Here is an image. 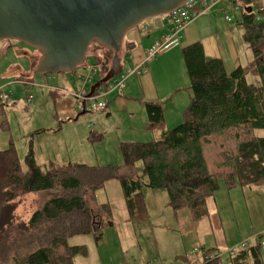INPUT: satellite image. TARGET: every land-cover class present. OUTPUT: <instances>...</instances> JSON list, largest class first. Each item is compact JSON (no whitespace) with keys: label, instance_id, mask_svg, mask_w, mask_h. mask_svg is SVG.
<instances>
[{"label":"trees","instance_id":"trees-1","mask_svg":"<svg viewBox=\"0 0 264 264\" xmlns=\"http://www.w3.org/2000/svg\"><path fill=\"white\" fill-rule=\"evenodd\" d=\"M250 8L242 10L240 26L252 61L227 72L221 59L205 57L201 43L182 47L191 96L181 125L166 128L162 105L145 103L146 129L157 133V139L121 142L120 165L49 161L39 166L31 145L24 170L13 143L7 149L0 147V264H74L75 257H87L85 245H70L69 240L92 235L97 244L102 241L112 209L109 204L98 205L95 194L108 181L120 183L132 223L146 219L145 186L165 189L173 216L186 208L197 223L210 216L208 202L221 182L228 190L264 184V135L258 134L264 131V10L244 11ZM108 71L102 69L99 80ZM249 75L259 82H249ZM6 115V102L0 99L2 131L10 129ZM103 138L95 132L90 139ZM217 145L211 162L208 157ZM137 162H142L147 182L141 180ZM27 194L37 200L25 222L15 215V206ZM215 252L204 250L201 264H223L209 260ZM262 253L260 244L248 246L227 262L264 264Z\"/></svg>","mask_w":264,"mask_h":264},{"label":"rangeland","instance_id":"rangeland-1","mask_svg":"<svg viewBox=\"0 0 264 264\" xmlns=\"http://www.w3.org/2000/svg\"><path fill=\"white\" fill-rule=\"evenodd\" d=\"M223 1L217 0L208 10L202 8L201 12L187 24ZM235 1L236 5L233 4ZM245 7H251L250 9L258 13L264 10V0H231V5L224 3L219 7V10H223L222 14L219 13L224 18H231L230 22L227 20L226 22H232L231 26L235 30L237 28L242 30V35L243 28L240 23ZM216 10L212 9L211 12ZM244 11L246 12V9ZM167 19L172 30L171 18L163 15L145 20L130 31L132 34L128 32L131 35H126L119 58L124 67L123 72L130 73L138 69L140 75L139 72L138 75L132 73L122 92L116 91L108 96L93 97L89 103L107 105L101 112H92L90 109L80 111L75 95L83 88L89 93L91 87L101 80L98 75H94V83L90 85L85 82V77H88L92 68L96 66L98 60L95 55L100 49L109 53L112 65L113 58L109 49L97 46L98 44L91 47L86 62L78 67L77 74H37L31 72V62L28 60L39 59L40 54L36 49L32 47L39 55L32 56L34 51L31 46L28 47L29 45L19 41H9L14 48L24 49L23 51L29 55L28 58L15 60L12 56H2L1 42L4 41H0V90L9 96V100L4 102L7 105L6 118L10 126L9 130H0L1 149L9 148L10 143H13L24 170L27 169L25 158L31 145L39 166H44L49 161L88 166L120 165L123 162L121 142H151L157 139V133L146 129L148 117L145 112V103L149 101V96L153 97L155 93L161 95L157 102L166 113V128L173 130L179 127L183 113L189 105L191 90L178 38L176 46L163 51L156 56V60L147 63L149 66L161 59L162 69L155 72L150 87L145 89L140 83L147 72L145 61L148 51L163 40L162 38L151 46L147 33L153 25L156 27L155 32L166 29ZM135 36L139 38L140 43ZM244 45L249 50L245 43ZM129 46L144 51L148 49L141 66L134 68L132 59L128 56ZM177 46L179 49L176 56L164 57L167 51L170 52ZM249 53L251 62L250 50ZM171 58L177 61L175 68L167 72L164 64ZM16 61L20 63V74L15 75V72H11V75L5 74L4 70L9 65H14ZM20 75L26 77L22 79ZM248 81L258 83L259 78L249 75ZM4 85L6 92L2 87ZM129 85L130 92L127 89ZM99 91L96 90L93 95ZM169 93L175 95H168ZM29 94L30 100L27 99ZM83 112L85 114H82ZM37 130L45 132L37 134ZM95 132L102 134L104 138L90 139ZM258 134L263 136L264 131ZM219 146L217 145L214 151L211 150L212 153L208 157L211 162L215 160L214 154L218 153ZM136 169L141 180L147 182L142 162H137ZM142 194L147 206L146 219L132 223L128 218L123 191L118 181H108L96 192L98 205L109 204L112 215L108 216L104 237L99 244L92 235L75 236L69 240L70 245H85L88 249V256L75 257L74 264H201L199 260L204 250L211 249H215V254L221 256L223 264H229L227 262L229 251L238 252L248 246L259 245L264 240V184L246 188L238 185L228 190L224 182H221L214 199H209L208 202L210 216L199 220L194 230L186 229L188 221L184 217H178V221L173 216L165 189L155 190L145 186ZM36 200L37 196L34 194L22 196L15 206V215L28 222L36 209ZM182 211L189 212L186 208ZM188 220L192 221L190 216ZM262 258L264 262V252Z\"/></svg>","mask_w":264,"mask_h":264},{"label":"water","instance_id":"water-1","mask_svg":"<svg viewBox=\"0 0 264 264\" xmlns=\"http://www.w3.org/2000/svg\"><path fill=\"white\" fill-rule=\"evenodd\" d=\"M187 1L0 0V41H19L36 49L40 57L31 60V72L37 74L76 73L93 43L109 49L111 68L91 87V97L122 72L119 52L128 32Z\"/></svg>","mask_w":264,"mask_h":264},{"label":"crops","instance_id":"crops-1","mask_svg":"<svg viewBox=\"0 0 264 264\" xmlns=\"http://www.w3.org/2000/svg\"><path fill=\"white\" fill-rule=\"evenodd\" d=\"M224 3H229L231 5V0H224L222 3L216 5L214 8H212V9H217L215 12L212 13L211 12L212 9H211L207 11L206 13L201 14L202 16L200 15L194 20H191L184 27V29L181 32H179L177 38L179 40V45L182 47L190 45V44H194V43H201L204 49L205 57L207 59H221L225 65L226 71L231 72L238 66H244L248 64L251 60V56H250L249 50H247V48L245 47L243 43V40L241 37L242 30H240L239 28L235 30L231 26L232 22L227 23L226 18H224V16L221 15L223 10L222 9L219 10V7L223 5ZM233 4L236 5L237 4L236 1ZM167 21L168 22H167L166 29H162L161 31L155 32L156 27L154 25L149 29L147 36L150 41L149 44H151V46L154 44V42L161 40L162 38H164L166 35L169 34L171 30V23L169 22L168 19ZM130 33L132 34V32ZM130 33L128 35H131ZM136 39L140 43L139 38L136 37ZM1 43H3L1 46L3 50L1 51L2 56H5V57L12 56V58L15 60H20V58L22 57H26V58L29 57V55H27L26 52L23 51L24 49H18L17 47L14 48L11 42L9 41H4ZM178 49H179V46H177L176 49L173 48L170 52L167 51L168 53H166L164 57L172 56V55L176 56V52L178 53ZM147 50L144 51L141 48L129 46L128 56L130 57V59H132L134 68L137 66H141ZM33 51H34V54L32 56H35L36 51L34 49ZM179 59H181V55L179 56ZM28 60H30L31 62V58H29ZM160 60L150 64L149 66L146 64L147 66L145 67V69L147 70V72L141 78V81H140V83L144 86L145 89L150 87V84L154 78L155 72L158 71L159 69H162V67L160 66ZM175 61L177 60L176 59L174 60L171 58L169 62L164 64V67L167 72L175 68ZM19 66H20V63L16 61L14 65H9V67L6 68L4 72L5 74H8V75H11V72H15L14 73L15 75H19L20 74ZM20 77L24 79L26 76L24 77L20 75ZM177 84H180V83H177ZM2 87L4 88V91L6 92V86L4 85ZM130 88L131 86L129 85V87L127 88L128 92H130ZM168 95H175V93H169ZM160 98H161V95L158 93H155L153 97H151V95L149 96L148 102H154V101L157 102ZM164 117H165V125H166L165 111H164ZM186 213L188 215H185ZM189 214H190L189 212L180 211L177 216V220L179 221L178 217H184L188 221V223L186 224V229L194 230L197 223L192 219L191 214L190 215ZM189 216L192 219L191 222L188 220Z\"/></svg>","mask_w":264,"mask_h":264},{"label":"built area","instance_id":"built-area-1","mask_svg":"<svg viewBox=\"0 0 264 264\" xmlns=\"http://www.w3.org/2000/svg\"><path fill=\"white\" fill-rule=\"evenodd\" d=\"M216 2H217V0H188L182 7L170 12L168 14V16L171 18V21L173 23V28L171 30V33H170V35L163 38L162 41H160L159 43H156V45L152 48V50L148 51L145 64L150 63L152 60H154L156 58V56L158 54L162 53L163 51L169 50L172 47L176 46L178 43L177 42V35H178L179 31L185 27L187 22L191 18L196 17L199 14V12H201L202 8L208 10L209 8L213 7ZM226 20L228 22H230L231 18L226 17ZM96 45L97 44H92L89 47L90 51ZM97 46H99V45H97ZM95 56H96L98 62L96 64V66L92 68L91 74L88 77H85V82L87 84H90V85L94 83L93 82L94 81L93 80L94 75L99 76V73L102 69L109 70L110 66H111V59H110L109 53H106L104 50L100 49L99 51H97ZM145 64H144V67H145ZM123 71H124V69L122 70V72L120 74H118L114 79L111 80L112 82L109 83L106 88H102L98 93H96V95L88 97L89 93H87L85 91V89L83 88L80 91V93L75 95L77 108L80 111H84V110H88V109H90L92 112L104 111L106 109V106H107L106 104H104V103L95 104L93 102L89 103L93 100V97L108 96L109 94H112L113 92H116V91L122 92V90L124 89V87L126 85L128 77H130L132 73L137 74V72H139V75H140V71L138 69H136L130 73L129 72H123ZM81 78L83 79V77H81ZM0 99L3 101H7V100H9V96L7 94L1 92V90H0ZM260 245H261L262 252H264V240L262 242H260ZM236 253L237 252H235L233 250L229 251V258L234 257ZM209 260L210 261H213V260L216 261L217 260L219 263L222 262L221 256L219 254H215V253H211Z\"/></svg>","mask_w":264,"mask_h":264},{"label":"flooded vegetation","instance_id":"flooded-vegetation-1","mask_svg":"<svg viewBox=\"0 0 264 264\" xmlns=\"http://www.w3.org/2000/svg\"><path fill=\"white\" fill-rule=\"evenodd\" d=\"M26 45V44H25ZM28 46V45H27ZM28 47H30V46H28ZM30 48H32V47H30ZM31 54V53H30ZM36 55H39V54H37V53H35ZM32 55V54H31Z\"/></svg>","mask_w":264,"mask_h":264},{"label":"bare ground","instance_id":"bare-ground-1","mask_svg":"<svg viewBox=\"0 0 264 264\" xmlns=\"http://www.w3.org/2000/svg\"><path fill=\"white\" fill-rule=\"evenodd\" d=\"M260 244V243H259ZM262 251V250H261Z\"/></svg>","mask_w":264,"mask_h":264}]
</instances>
